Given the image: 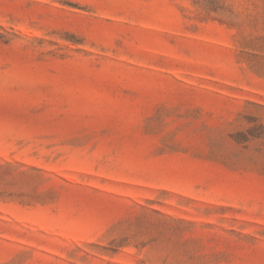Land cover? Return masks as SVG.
<instances>
[{
    "label": "rangeland",
    "instance_id": "rangeland-1",
    "mask_svg": "<svg viewBox=\"0 0 264 264\" xmlns=\"http://www.w3.org/2000/svg\"><path fill=\"white\" fill-rule=\"evenodd\" d=\"M0 264H264V0H0Z\"/></svg>",
    "mask_w": 264,
    "mask_h": 264
}]
</instances>
